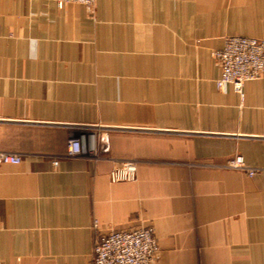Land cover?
<instances>
[{"label": "crops", "instance_id": "crops-1", "mask_svg": "<svg viewBox=\"0 0 264 264\" xmlns=\"http://www.w3.org/2000/svg\"><path fill=\"white\" fill-rule=\"evenodd\" d=\"M230 36L264 40V0H0V152L21 157L0 164V264H90L98 234L150 226L152 264H264V76L217 89ZM77 126L96 157H67Z\"/></svg>", "mask_w": 264, "mask_h": 264}, {"label": "built area", "instance_id": "built-area-1", "mask_svg": "<svg viewBox=\"0 0 264 264\" xmlns=\"http://www.w3.org/2000/svg\"><path fill=\"white\" fill-rule=\"evenodd\" d=\"M58 8L66 5H82L89 12L96 0H51ZM212 59L220 70L216 81L218 90L231 86L234 92L243 96L242 88L246 82L264 76V40L241 36L227 37L221 50L211 53ZM86 126L71 128L67 134L68 158H94L101 133ZM21 162L19 155L0 152V164L17 165ZM57 165V162H53ZM226 168L254 176L260 170L249 167L239 155L226 161ZM137 165L134 161L121 162L109 173L111 183L134 181ZM159 254V245L151 227L137 228L131 231H113L98 234L92 248L90 264H152Z\"/></svg>", "mask_w": 264, "mask_h": 264}, {"label": "rangeland", "instance_id": "rangeland-1", "mask_svg": "<svg viewBox=\"0 0 264 264\" xmlns=\"http://www.w3.org/2000/svg\"><path fill=\"white\" fill-rule=\"evenodd\" d=\"M96 3V2H95ZM95 6V5H94ZM93 10H94V7L92 8V12H90L91 14L93 13ZM230 37H232V36H230ZM92 131H94V130H92ZM151 227V226H150ZM152 228V227H151ZM153 229V228H152ZM154 232V231H153ZM156 238V237H155ZM157 240V239H156Z\"/></svg>", "mask_w": 264, "mask_h": 264}]
</instances>
